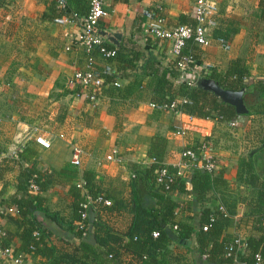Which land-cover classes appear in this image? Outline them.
I'll return each instance as SVG.
<instances>
[{
  "label": "crops",
  "instance_id": "1",
  "mask_svg": "<svg viewBox=\"0 0 264 264\" xmlns=\"http://www.w3.org/2000/svg\"><path fill=\"white\" fill-rule=\"evenodd\" d=\"M64 1L69 13L82 16L87 11V0ZM101 1L106 16L99 20L97 32L120 34L117 46L102 38L104 45L115 49L123 45L125 53L138 52L142 59L152 55L162 67L173 58L166 43L144 36L141 10L159 8L168 27L194 24V0ZM213 1L217 7V27L212 34L219 37L233 34L227 52L213 42L208 47L199 46L197 54L202 67L206 71H225L230 60L239 58L248 73V83L264 82V15L260 14L264 0ZM56 2L2 0L0 8V226L3 242L13 246L19 243L13 237L15 225L10 221L14 210L7 212L16 191L19 170L5 161L13 157L15 148L32 147L38 154L37 169L57 173L53 177L55 183L42 193L43 208L55 219L44 216L39 209L33 216L47 232V244L57 251H65L76 243L67 239L64 227L71 214L70 186L77 180L71 181L63 170L76 173L77 179L85 171L92 174L93 183L109 203L119 204L117 210L95 213L101 231L123 234L131 223L129 209L133 197L145 207L152 203L147 185L136 180L133 174L135 166L151 164L147 151L152 137L164 140L162 164L174 168L180 175L190 171V162L183 161L181 151L205 138V153L216 160L218 166L214 175L220 172V176L206 191L201 206L216 213L211 216L213 219L219 215L226 218L221 237L227 242L235 238L242 244L248 238L264 240V209L258 210L255 206L256 189L248 182L250 175L259 180L264 174V159L260 154L264 150V115L251 113L241 126L202 123L201 129L187 131V119L179 113L157 111L148 106L152 92L148 80L140 77L138 67L142 59L137 62L138 69L126 71L128 77L124 78L116 72L115 59L104 60L96 52L92 53L95 68L110 65L119 75L120 87L112 88L107 80L97 101L88 103L78 87L66 84L75 69H83L85 54L75 46V24L53 23L59 14ZM251 101L246 99L247 104ZM178 131L183 135L177 134ZM35 136L48 140L49 147H38L33 142ZM74 150L79 153L77 166L70 163ZM112 151L117 161L106 160ZM176 198L180 202L186 200L184 196ZM198 208L196 219L191 222L196 231ZM175 220L190 225L180 216ZM172 239L166 240L158 259L166 264H207L192 248L193 238ZM38 261V258L24 256L22 264ZM120 264L136 262L128 253H122Z\"/></svg>",
  "mask_w": 264,
  "mask_h": 264
},
{
  "label": "trees",
  "instance_id": "2",
  "mask_svg": "<svg viewBox=\"0 0 264 264\" xmlns=\"http://www.w3.org/2000/svg\"><path fill=\"white\" fill-rule=\"evenodd\" d=\"M57 12L59 14L54 19L70 17L72 14L67 11V6L64 9H57ZM260 14L264 15V3L260 7ZM232 34L222 37L229 42ZM218 36L213 35L214 38ZM105 46L115 50L114 59L118 64L116 72L120 73V76L126 78L128 77L126 71L131 72L139 68L141 79L148 80L147 85L152 92L151 103L159 105L177 103L179 114L187 119L185 126L187 131L201 129L202 123L234 122L241 126L251 113L264 115V82L248 83V73L239 58L230 60L225 71L217 69L204 71L199 74L193 85H189L193 78L188 74V68L195 65L203 66L197 54L199 46L192 39L185 41L179 57L172 59L165 67H162L152 55L142 59L138 52L125 53L123 45L116 49L110 45ZM181 57L189 58L183 71L177 67ZM139 59H142V64L137 68ZM112 79L106 77L105 81ZM204 80L212 81L222 90H242L246 113L236 114L233 107L221 102L213 93L204 89L202 84ZM247 98L252 99L250 104H247ZM180 99L187 100V103H180ZM205 141L207 140L204 138L196 142L193 147L186 149L195 150ZM163 144L162 138L152 137L147 156L153 162L145 167L133 168L134 178L147 185L152 203L145 207L133 197L129 209L132 215L131 223L123 234L106 229L101 231L102 226L100 227L98 218L94 217L95 214L91 210L88 211L86 220L81 221L79 204L83 199L81 191L75 186L77 182L83 183V188L89 196L95 197L100 194L105 199L107 197L97 189L91 173L85 171L77 179L76 173L63 170L71 181L77 180L70 186L71 214L69 222L64 227L67 239L75 240L76 243H72L65 251H57L54 246L47 244L45 240L48 236L47 232L33 216L34 211L39 209L44 216L55 219L54 215L49 216L43 208L45 199L42 193L48 190L49 185L55 183L53 177L57 173L41 172L37 169L38 154L32 147L15 148L13 157L5 162L17 166L19 170L16 177V191L10 199L11 206L8 207L14 210L10 221L15 225L13 237L17 238L19 243L13 246L2 240L1 246L10 247L14 254L38 258L36 264H120L122 253L131 255L136 264H166L163 259H158L157 255L165 249L168 238H173V241L193 238L192 248L207 264H230L234 261L242 264H264L262 239L248 238L242 249H233L227 257L226 247L230 242L221 237L226 218L219 215L209 221L216 213L201 206L206 191L215 180H219L220 172L214 175L215 172L207 173L201 169L190 168L188 173L183 172L180 176H176L177 170L168 168L161 162ZM260 154L264 159V150ZM183 161L186 164L190 162L184 158ZM203 163L204 161H200V164ZM163 167L173 176V181L167 185L156 183V175ZM248 182L256 189L255 206L258 210L264 209V174L259 180L255 175H250ZM30 184L36 187L35 191L29 190ZM178 195L184 196L186 200L178 201L176 198ZM116 207L118 208L119 204L115 202L107 207L98 205L96 213L99 210H117ZM196 207H200L197 209V231L191 223L196 219ZM177 216L189 221L190 225L176 221ZM173 226L175 229L172 231ZM203 226H207L206 231H202ZM154 232L157 234L155 238L152 237ZM34 233L37 235L35 236ZM208 246L210 248L207 250ZM256 254L259 255V261H255ZM0 264L4 263L0 260Z\"/></svg>",
  "mask_w": 264,
  "mask_h": 264
},
{
  "label": "built area",
  "instance_id": "3",
  "mask_svg": "<svg viewBox=\"0 0 264 264\" xmlns=\"http://www.w3.org/2000/svg\"><path fill=\"white\" fill-rule=\"evenodd\" d=\"M2 7V0H0V8ZM66 7L64 0H57L56 8L64 9ZM142 17V33L144 36L151 40L158 42H164L168 46L169 55L175 59L179 57L184 43L188 39L200 46L208 47L210 44L215 45L223 52H227L230 48V44L223 37H213L212 31L216 29V15L217 7L213 0H194L192 15L193 25H178L175 27H168L165 23V19L160 15L159 8H145L140 12ZM106 16L105 11L102 8L101 0H87V11L84 15L78 16L76 13H72L70 17H61L53 20L56 25L75 24L77 26V34L74 37L75 46L80 48L85 54V62L83 69H75L71 77L67 80L68 86H76L81 90V94L84 96L88 103L94 104L97 101V96L105 83L106 77H112L109 84L113 88H119V75L113 71L112 67L105 64L102 68L97 69L94 66L92 53L96 52L104 60H113L115 58V50L108 49L103 43V39L97 32V26L100 19ZM189 61L187 57H181L177 62V67L180 71L186 68V64ZM206 68L200 66H193L188 68V74L193 78L189 85H193L198 78L199 74L204 73ZM180 103H187V100L180 99ZM151 109L157 111H169L172 113H179L177 110V103L172 102L169 105H159L149 103ZM1 124V118H0ZM231 127L237 126L234 122L227 123ZM177 134L183 135V132H177ZM59 138H62L59 135ZM33 142L41 149H47L49 147V141L42 136H35ZM206 144L200 145L197 149H184L180 153V157L188 159L190 161V168L201 169L207 173H213L217 169V162L213 156L206 154ZM14 151V150H13ZM12 151V155H13ZM78 151L74 150V155L70 161L73 166L78 165ZM108 161H117L118 157L115 151H112L110 155L106 157ZM200 161H204L200 164ZM153 161L150 160V163ZM176 176H180V173L176 171ZM133 177V176H132ZM173 176H171L165 167L159 169L156 175V183H171ZM76 188L81 191L82 202L79 204L80 219L85 221L89 210L96 213L97 206L101 205L107 207L110 205L109 201L102 197V195H96L95 197L89 196L83 188V183L77 182ZM29 190L35 191L36 187L32 184L29 185ZM13 209H9L7 212H11ZM95 217V216H94ZM95 221V218H93ZM213 217H210L209 221H212ZM175 229V226L172 227ZM207 226L202 227V231H206ZM36 236L37 234L34 233ZM3 230L0 226V260L8 262L9 264H22L24 255L14 254L10 247H2ZM157 234L152 233V237L155 238ZM242 244L240 239L235 238L226 247V256L236 249H239ZM255 261H259V255L254 256Z\"/></svg>",
  "mask_w": 264,
  "mask_h": 264
},
{
  "label": "water",
  "instance_id": "4",
  "mask_svg": "<svg viewBox=\"0 0 264 264\" xmlns=\"http://www.w3.org/2000/svg\"><path fill=\"white\" fill-rule=\"evenodd\" d=\"M101 38H105L110 44L117 46L120 34L119 33H99ZM203 87L213 93L221 102L226 103L233 107L236 114H245L246 109L243 104V91H227L217 87L212 81H203Z\"/></svg>",
  "mask_w": 264,
  "mask_h": 264
}]
</instances>
